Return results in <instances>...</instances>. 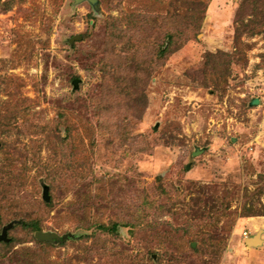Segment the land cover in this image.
Returning a JSON list of instances; mask_svg holds the SVG:
<instances>
[{
  "label": "rangeland",
  "instance_id": "obj_1",
  "mask_svg": "<svg viewBox=\"0 0 264 264\" xmlns=\"http://www.w3.org/2000/svg\"><path fill=\"white\" fill-rule=\"evenodd\" d=\"M239 2L178 36L165 11L197 0H0L1 221L65 235L14 224L0 264H264V30L234 37Z\"/></svg>",
  "mask_w": 264,
  "mask_h": 264
},
{
  "label": "trees",
  "instance_id": "obj_2",
  "mask_svg": "<svg viewBox=\"0 0 264 264\" xmlns=\"http://www.w3.org/2000/svg\"><path fill=\"white\" fill-rule=\"evenodd\" d=\"M198 7H192L189 10H186L181 19L176 18V15L174 12L165 11V19L167 20L166 23H169L172 27L181 26L183 24V27L181 30H179L178 36L180 34H183L184 32H191L192 34L197 33L200 31V25L203 18V15L205 14V9L211 2V0H197ZM163 13H160L158 10L152 11V14L145 11H140V9H135L131 11L129 14V21L132 19H136L137 15H143L144 19L148 21L149 15H154L156 17H159ZM164 15V14H163ZM153 16V17H154ZM249 16L245 20V17ZM139 24L140 25H147L144 21ZM234 37L236 39L239 38V36L243 33H246L248 35H252L257 32H261L264 30V0H240L238 7L236 9V12L234 14ZM140 22V20H139ZM185 23V24H184ZM264 32V31H263ZM176 34L170 33L167 34V41L163 42V47H159L157 52V57L161 58L163 57L166 52H169L172 41L174 42ZM177 36V37H178ZM2 120V118L0 119ZM0 124L5 125L3 121H0ZM8 125V124H7ZM9 126V125H8ZM2 180H0V202L12 199L14 197L15 192L20 190V186H22V181H17L15 178H7L4 181V177H0ZM6 178V177H5ZM49 200H44V203L46 206H51V198L48 190ZM246 214H251L250 212H246ZM2 215L0 212V234L2 233L3 228H6V239H0V246H7L10 242V237L8 236L9 230L13 227L14 224H20V226L29 229V231L33 232V236L35 231L41 230V227L36 219H29V220H20L18 219H10L6 220L5 222H2ZM8 224H10L8 226ZM116 222H112L110 224H104V223H96L95 227L101 231L107 232H115L116 231ZM35 240L39 242L40 244H47L50 245V242L45 240H39L34 236Z\"/></svg>",
  "mask_w": 264,
  "mask_h": 264
},
{
  "label": "water",
  "instance_id": "obj_3",
  "mask_svg": "<svg viewBox=\"0 0 264 264\" xmlns=\"http://www.w3.org/2000/svg\"><path fill=\"white\" fill-rule=\"evenodd\" d=\"M75 2H80L82 0H74ZM88 2H90L91 4H93L95 7L97 5V0H86ZM74 86L76 85V81H73ZM42 197L45 200H49V195H48V186L47 185H43L42 187ZM10 224H8L9 226ZM34 236L39 239V240H45V241H62L65 239V235L59 236L58 234L54 233V232H50V231H42V230H38L35 231ZM0 239H6V228H3L2 233L0 234ZM247 245H259L262 242V239L260 238L259 233L254 234L253 236H250L248 238H246L245 240Z\"/></svg>",
  "mask_w": 264,
  "mask_h": 264
},
{
  "label": "crops",
  "instance_id": "obj_4",
  "mask_svg": "<svg viewBox=\"0 0 264 264\" xmlns=\"http://www.w3.org/2000/svg\"><path fill=\"white\" fill-rule=\"evenodd\" d=\"M211 2H212V0H211ZM211 4V3H210Z\"/></svg>",
  "mask_w": 264,
  "mask_h": 264
}]
</instances>
